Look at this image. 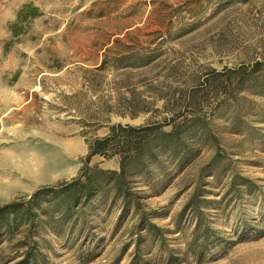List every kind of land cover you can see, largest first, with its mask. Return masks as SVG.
<instances>
[{
  "label": "rangeland",
  "instance_id": "obj_1",
  "mask_svg": "<svg viewBox=\"0 0 264 264\" xmlns=\"http://www.w3.org/2000/svg\"><path fill=\"white\" fill-rule=\"evenodd\" d=\"M25 5L40 16L11 28ZM124 56L154 62L128 77L110 68L87 85V70ZM100 101L148 109L135 119L112 114L111 124L177 110L180 121L197 117L201 133L188 141L197 153L171 184L145 188L148 222L160 231L100 206L87 237L35 228L36 264H264V0H0V172L33 147L63 152L75 168L0 207L78 175L88 154L82 125ZM91 165L119 169L100 156ZM27 234L0 237V264L24 261Z\"/></svg>",
  "mask_w": 264,
  "mask_h": 264
},
{
  "label": "trees",
  "instance_id": "obj_2",
  "mask_svg": "<svg viewBox=\"0 0 264 264\" xmlns=\"http://www.w3.org/2000/svg\"><path fill=\"white\" fill-rule=\"evenodd\" d=\"M39 16L38 8L25 5L18 14V21L11 28H17L20 22ZM13 34L17 36L19 32L13 29ZM152 62L154 60L150 56H124L114 60L107 57L100 66L87 70L90 74L87 85L95 87L101 84L110 68L122 72L119 76L128 77L132 69L144 68ZM123 106L116 110L109 101H100L91 117L83 122L81 135L88 146V154L76 177L56 185L42 186L31 196L18 198L0 207V237H8L16 228H28L25 238L33 245L26 251L25 259L20 264H36L38 261L35 251L40 243L33 240L40 234L33 231L35 228H51L56 235L64 238L66 232L59 228L69 226L70 231L75 228L77 238L81 235L87 237L93 231V220L100 206L107 205L109 211L120 207L123 217L133 213L134 217L139 218L140 231H160L148 222L150 214L145 204L148 199L145 188L154 190L160 186L166 187L171 184L175 172L180 173L181 169L188 166L189 159L197 153L191 156L193 151H190L188 141L191 132L194 143L201 133L198 118L180 121L185 114L177 110L170 117L140 126L120 122L111 124L109 116L112 114L135 119L148 110L145 107L138 109L134 103L126 102ZM188 125H192L194 131H190ZM102 129L108 132L100 136L99 131ZM96 156L106 160L118 159L119 169L91 165Z\"/></svg>",
  "mask_w": 264,
  "mask_h": 264
},
{
  "label": "bare ground",
  "instance_id": "obj_3",
  "mask_svg": "<svg viewBox=\"0 0 264 264\" xmlns=\"http://www.w3.org/2000/svg\"><path fill=\"white\" fill-rule=\"evenodd\" d=\"M31 152L23 160H16L13 163L6 164L1 177H5L8 182L0 183V198H7L18 190H28L34 184L53 183L59 179L70 177L75 168L69 165L68 160L56 149H42L33 147ZM15 158H17L15 156ZM28 181L31 184H22Z\"/></svg>",
  "mask_w": 264,
  "mask_h": 264
}]
</instances>
